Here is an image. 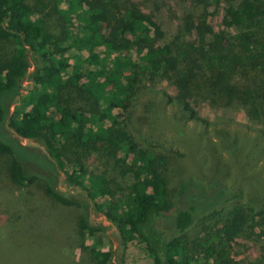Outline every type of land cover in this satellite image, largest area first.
<instances>
[{
    "label": "trees",
    "instance_id": "obj_1",
    "mask_svg": "<svg viewBox=\"0 0 264 264\" xmlns=\"http://www.w3.org/2000/svg\"><path fill=\"white\" fill-rule=\"evenodd\" d=\"M178 1L198 10L177 17V31L166 38L163 16L141 0H0V161L9 160L0 190L24 191L18 205L26 240L48 237L34 232L45 215L37 182L52 201L83 207L57 188L62 173L117 228L124 256L138 243L150 264H239L233 245L251 238L261 243L251 264H264V205L209 213L193 236L207 189L184 185L185 197L201 204L175 207L168 155L132 127L141 90L160 79L176 90L169 101L192 118L196 100L214 97L218 107L264 124V0ZM221 6L225 28L216 31L209 15ZM27 78L31 87L21 93ZM6 121L48 156L11 139ZM77 227L81 243L91 240L83 248L91 263L110 264L106 227L91 224L86 212ZM37 248L0 264H41L48 257Z\"/></svg>",
    "mask_w": 264,
    "mask_h": 264
},
{
    "label": "rangeland",
    "instance_id": "obj_2",
    "mask_svg": "<svg viewBox=\"0 0 264 264\" xmlns=\"http://www.w3.org/2000/svg\"><path fill=\"white\" fill-rule=\"evenodd\" d=\"M141 3L145 9L163 16L161 25L166 38L177 31L180 22L177 17L198 10L178 0H141ZM224 8L221 6L218 11L212 10L209 15V22L216 31L225 28ZM29 87L31 81L27 78L22 83L21 93L27 92ZM175 95L172 83L165 79H160L155 87L148 84L139 94L140 105L134 111L132 127L139 140L158 147L168 155V180L175 207L188 208L201 204L197 197H191V201L185 197L184 185H189L191 189L194 185L203 184L207 189L209 199L203 201L205 205H201L197 222L190 231L196 236L201 222L209 213L223 210L225 213L237 204L264 205V124L253 123L244 110L218 107L214 97L196 100L199 104L194 105L195 118H192L169 101V96ZM13 109L14 105L10 108L11 113ZM3 128L11 139H16L22 146L38 150L45 158L48 156L44 146L34 140L20 138L8 121ZM27 163L28 169L34 173H44L40 165ZM8 164V158H3L0 168L5 170ZM56 177L57 188L78 198L83 207H65L52 201L44 193L42 182H37L36 200L44 206L45 215L41 230L34 232L48 235L45 241H29L23 236L27 230L24 231L23 222L19 219L22 210L18 202L24 191L0 190V259L3 258L0 263L18 253L28 254L38 245L37 249L46 251L45 256L48 257L41 264H92L89 251L83 249L91 244V240L81 243L77 227L80 216L86 212L91 224L106 227L110 240L107 249L112 252L110 264H150L146 251L138 243L132 244L124 256L119 232L112 222L95 208L86 192L68 186L62 173ZM23 218L29 228L32 221L28 224ZM260 246L261 243H256L254 239L241 238L233 245V255L239 264H251Z\"/></svg>",
    "mask_w": 264,
    "mask_h": 264
}]
</instances>
